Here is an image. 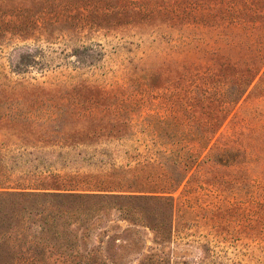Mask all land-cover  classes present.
<instances>
[{"label":"rangeland","instance_id":"rangeland-1","mask_svg":"<svg viewBox=\"0 0 264 264\" xmlns=\"http://www.w3.org/2000/svg\"><path fill=\"white\" fill-rule=\"evenodd\" d=\"M228 1L58 0L45 15L37 0L10 3L42 19L27 35H0V142L24 154L33 177L118 195L89 201L77 231L107 264H264V83L171 194L161 187L176 171L162 152L179 147L152 136L214 127L223 83L200 76L217 68L213 53L239 58L233 44L243 35L200 18ZM106 5L119 6L121 15H110L119 26L91 24L106 19ZM10 6L0 7V21L19 19ZM191 6H199L194 18ZM183 145V156L196 151Z\"/></svg>","mask_w":264,"mask_h":264},{"label":"trees","instance_id":"trees-1","mask_svg":"<svg viewBox=\"0 0 264 264\" xmlns=\"http://www.w3.org/2000/svg\"><path fill=\"white\" fill-rule=\"evenodd\" d=\"M13 1L0 0V7H8ZM37 1L40 14L45 15L47 12L43 11L55 7L58 0ZM79 2L81 0H74L73 4ZM10 7L11 13L15 14L10 16L19 19L0 21V35L9 33L8 30L27 35L38 29L37 24L42 19L40 14L31 15L28 9ZM198 8L191 6L188 15L194 18V11ZM208 11L200 19H210L213 22L211 26L221 28L225 35L226 30L240 29L243 38L233 46L238 47L242 54L232 59L220 56L218 52L213 53L217 68L213 71L207 69L200 76V80L213 79L214 83H223L214 94L217 105L212 117L215 124L211 130L190 133L162 130L152 133L154 140L161 141L164 146L179 147L178 152L168 148L162 152V156L171 161L176 175L162 185L161 193L176 191L190 170L198 166L201 154L212 149L213 140L239 102L257 82L264 83V0H230ZM115 12L114 15H121L119 6H103L102 15L106 19L93 18L91 24L99 28L119 26L121 21L110 17ZM102 21L105 23L102 24ZM201 92L202 101L210 100L209 89H202ZM184 143H195L196 151L193 153L192 147L189 149L191 153L181 155L180 151L186 146ZM168 150L175 154L174 157L164 155ZM24 157L20 151L10 152L0 142V264H107L99 255L100 248L86 249L80 243L83 235L79 236L77 231L86 228L87 211L91 208L89 201L101 203L103 199L118 198V195L60 189L55 179L48 181L30 175L25 168ZM72 226L76 227L73 229Z\"/></svg>","mask_w":264,"mask_h":264}]
</instances>
